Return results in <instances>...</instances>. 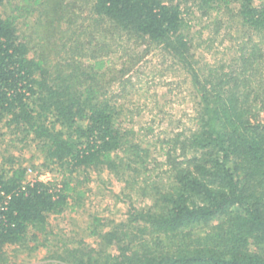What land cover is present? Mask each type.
Masks as SVG:
<instances>
[{"label": "trees", "instance_id": "obj_1", "mask_svg": "<svg viewBox=\"0 0 264 264\" xmlns=\"http://www.w3.org/2000/svg\"><path fill=\"white\" fill-rule=\"evenodd\" d=\"M83 1L0 0V125L30 136L46 167L61 172L27 181L13 158L0 165V264L15 263L9 249L45 245L35 241L50 239L52 214L86 205L73 176L90 171L150 203L118 222L92 216L95 244L60 240L35 264H264V0ZM195 12L211 19L202 28L212 25L213 37L226 27L230 59L197 65L186 19ZM31 17V36L21 34ZM152 46L195 93L192 125L161 140L162 160L123 126L138 108L118 102ZM116 52L123 60L112 64Z\"/></svg>", "mask_w": 264, "mask_h": 264}, {"label": "rangeland", "instance_id": "obj_2", "mask_svg": "<svg viewBox=\"0 0 264 264\" xmlns=\"http://www.w3.org/2000/svg\"><path fill=\"white\" fill-rule=\"evenodd\" d=\"M78 2L84 3L83 0H78ZM87 10L88 7L85 3L79 10L80 19L85 18ZM2 11L3 13L8 12L7 3L4 4ZM33 18L26 19L27 24L24 23V20L20 21L19 31L21 34L31 36L34 28ZM186 19L198 66H214L231 58L233 49L230 47V39L224 36L226 27L222 28L217 37H213L211 34L212 25L208 29L202 28L211 21L210 18L200 17L195 12V14L186 16ZM232 33L236 32L232 31L231 35H233ZM36 40V38L32 39L31 43L33 44ZM121 41L123 44H132V42H125V39ZM144 47L132 46L130 50L141 52ZM262 48L264 49V43ZM120 56L121 52L113 53L111 55L112 64L122 61ZM129 75L132 76L133 87H129L126 98H119L118 102L120 104L124 102L125 111L138 108L139 113L134 115L132 121L121 119L123 126L134 128L135 139L149 149V157L162 160L161 140L172 132L185 130L192 125L191 119L195 107L194 90L181 67L155 46L150 47L149 51L144 53L137 65L127 74V76ZM119 89L121 87L115 83L110 88L109 95L113 94L112 92H119ZM13 134L3 124L0 125L1 166L4 164L3 166L7 167L8 158H13L17 164L27 168L25 173L27 181H34L38 178L60 179L61 172L55 166L50 167L51 169L46 167L43 153L30 136ZM151 165L153 164L151 163ZM45 172L48 173L45 174ZM73 177L87 191L86 205L75 209L67 208L58 215L52 214L48 224L50 239L49 235L48 237L45 234L39 235L35 242L45 245L35 247L29 253L20 252L14 255V251L9 249L8 252L12 254L10 262H15L12 264H35L44 261L46 256L56 250L58 247L56 244L62 242L60 240H65L70 244H77L81 240L88 245L95 244V238L91 237L88 231L92 216H101L105 222L109 220L118 222L126 218L131 206L141 208L150 203L149 200L139 197L136 193H131L128 188L124 187L123 182L115 180L107 172L90 171L75 174ZM84 177H88L89 180H84ZM127 194H130L131 198H128Z\"/></svg>", "mask_w": 264, "mask_h": 264}, {"label": "built area", "instance_id": "obj_3", "mask_svg": "<svg viewBox=\"0 0 264 264\" xmlns=\"http://www.w3.org/2000/svg\"><path fill=\"white\" fill-rule=\"evenodd\" d=\"M48 172H45V174H47ZM38 179H40V178H38ZM40 180H44V181H47L46 179H40Z\"/></svg>", "mask_w": 264, "mask_h": 264}]
</instances>
